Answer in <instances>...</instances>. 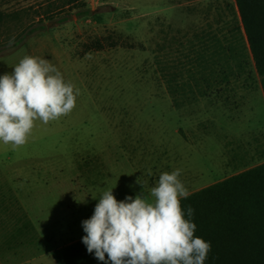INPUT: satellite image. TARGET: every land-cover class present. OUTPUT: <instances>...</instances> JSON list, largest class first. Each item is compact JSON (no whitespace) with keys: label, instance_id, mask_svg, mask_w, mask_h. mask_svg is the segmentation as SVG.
<instances>
[{"label":"rangeland","instance_id":"374dc122","mask_svg":"<svg viewBox=\"0 0 264 264\" xmlns=\"http://www.w3.org/2000/svg\"><path fill=\"white\" fill-rule=\"evenodd\" d=\"M82 1L91 12L79 18L68 0H0V76L42 57L79 89L73 110L36 120L24 145L0 141V186L14 194L0 200L1 264H57L52 251L86 235L108 189L154 202L160 175L179 168L192 193L256 163L264 146L234 0ZM213 22L224 39L236 34L238 56L213 51Z\"/></svg>","mask_w":264,"mask_h":264},{"label":"clouds","instance_id":"9594fccd","mask_svg":"<svg viewBox=\"0 0 264 264\" xmlns=\"http://www.w3.org/2000/svg\"><path fill=\"white\" fill-rule=\"evenodd\" d=\"M78 95L48 60L25 56L0 76V141L24 145L36 120L47 124L69 114ZM181 174L177 168L160 175L150 192L154 202L143 191L120 201L113 188L104 191L91 218L82 221L88 253L104 264H205L211 242L194 236V209H181V199L190 195Z\"/></svg>","mask_w":264,"mask_h":264},{"label":"trees","instance_id":"16d2710c","mask_svg":"<svg viewBox=\"0 0 264 264\" xmlns=\"http://www.w3.org/2000/svg\"><path fill=\"white\" fill-rule=\"evenodd\" d=\"M234 1L264 95V0ZM72 5L76 17L91 12L82 0H68L64 7ZM35 28L29 27L25 38ZM189 206L197 225L194 236L211 242L205 264H264V163L190 193L181 199L182 211ZM52 256L57 264H104L88 253L82 238L53 250Z\"/></svg>","mask_w":264,"mask_h":264},{"label":"crops","instance_id":"0c3cea01","mask_svg":"<svg viewBox=\"0 0 264 264\" xmlns=\"http://www.w3.org/2000/svg\"><path fill=\"white\" fill-rule=\"evenodd\" d=\"M235 2V1H234ZM235 9H236V13H237V15H238V17H239V13H238V10H237V7H236V4H235ZM239 21H240V17H239ZM207 28H208V33H210V35H209V37H210V40L212 41V45H217V47H215V49L213 50L215 53H219V55H221L222 53H227L228 54V56H230V57H236V56H238L239 55V44H238V39L236 38V34H234V32H232L231 33V35L230 36H228V38L227 37H225V39H224V37H223V34H222V36H221V33H220V30H221V28H220V26L218 25V23H216V22H213L212 24H207ZM239 29H240V31H241V33H242V39H243V41H245L246 42V44H247V46H248V42H247V38H246V35H245V33H244V29H243V26H242V23H241V21H240V27H239ZM235 35V36H234ZM223 40H225L226 42V44H224V45H226V46H221V44L224 42ZM248 50H249V47H248ZM249 53H250V50H249ZM250 56H251V53H250ZM251 59H252V57H251ZM253 62V61H252ZM253 67H254V64H253ZM254 72H255V74H256V76L258 77V96L260 97L261 96V98H264V95H263V91H262V88H261V85H260V77L257 75V73H256V71H255V68H254ZM223 76H226V74H224ZM230 87H231V89H232V87H233V85H230ZM264 101V100H263ZM264 139V138H263ZM262 144H264V143H262ZM252 153H254V156L255 157H251V160L249 161V163H252V162H254L255 161V159H256V163H253L252 165H248V166H245V167H243V168H239V169H237L235 172H233L231 175H229V176H232V175H235V174H237V173H240V172H242V171H244V170H247V169H249V168H251V167H253V166H256V165H258V164H261V163H264V146H262L260 149H258L257 151H254V152H252ZM228 176V177H229ZM227 178V177H226ZM7 183V182H6ZM1 188H3V189H0V200H3L5 203H8L9 201H11L12 199L11 198H9V195H14V194H11L10 193V191H8L7 189H6V186H0ZM10 199V200H9ZM6 207V206H5ZM12 210H13V208L11 207V208H7L6 207V209H2V211H4L6 214L8 213V212H12ZM25 213H26V207H25ZM27 214V213H26ZM26 214H25V219L23 218V221H22V223H21V225H22V227H24V226H27V221H26ZM3 215V214H2ZM26 229V228H25ZM72 241H68L67 243H65V244H63V245H60L59 247H57V248H60V247H62V246H64V245H67V244H69V243H71ZM53 252V251H52ZM0 264H1V261H0Z\"/></svg>","mask_w":264,"mask_h":264}]
</instances>
